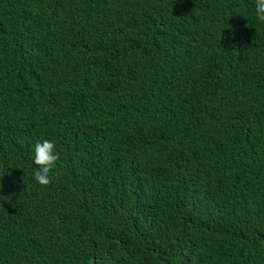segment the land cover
<instances>
[{
    "label": "trees",
    "instance_id": "trees-1",
    "mask_svg": "<svg viewBox=\"0 0 264 264\" xmlns=\"http://www.w3.org/2000/svg\"><path fill=\"white\" fill-rule=\"evenodd\" d=\"M254 4L0 0V264H264Z\"/></svg>",
    "mask_w": 264,
    "mask_h": 264
},
{
    "label": "clouds",
    "instance_id": "clouds-1",
    "mask_svg": "<svg viewBox=\"0 0 264 264\" xmlns=\"http://www.w3.org/2000/svg\"><path fill=\"white\" fill-rule=\"evenodd\" d=\"M255 15L260 22H264V0H255ZM59 160L56 143L52 139H43L35 142L32 154L34 168L33 178L40 185L51 182V173Z\"/></svg>",
    "mask_w": 264,
    "mask_h": 264
}]
</instances>
